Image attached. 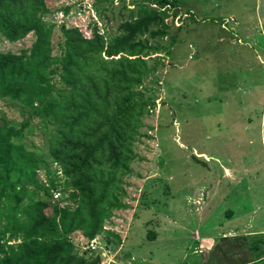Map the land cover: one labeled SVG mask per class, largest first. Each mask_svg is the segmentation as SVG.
<instances>
[{
	"label": "trees",
	"instance_id": "1",
	"mask_svg": "<svg viewBox=\"0 0 264 264\" xmlns=\"http://www.w3.org/2000/svg\"><path fill=\"white\" fill-rule=\"evenodd\" d=\"M49 1L0 0V36L9 43L33 37L18 53H0V102L17 106L21 118L0 117V264H100L99 255L72 252L67 237L120 242L104 226L128 209L123 179L155 107L145 82L161 65L151 56L159 54L155 39L169 34L175 0H116L125 17L115 33L92 23L85 36L61 23L56 38ZM114 2L93 0L92 8L104 16ZM35 128L41 149L24 140ZM59 190L69 192L72 209L51 199Z\"/></svg>",
	"mask_w": 264,
	"mask_h": 264
},
{
	"label": "rangeland",
	"instance_id": "2",
	"mask_svg": "<svg viewBox=\"0 0 264 264\" xmlns=\"http://www.w3.org/2000/svg\"><path fill=\"white\" fill-rule=\"evenodd\" d=\"M113 1L115 8L99 17L93 0H51L46 19L56 26L55 38L61 23L85 36L92 23L100 33L113 34L125 17ZM174 5L165 20L169 34L155 39L159 54L151 56L161 65L145 82L150 89L146 97L155 107L142 120L143 137L135 143L131 173L123 179L128 209L115 212L104 226L120 242L113 245V237L107 242L103 236L87 240L80 232L67 237L72 252L99 255L100 264H210L206 251L220 242L224 228L219 226L224 227L233 210L230 202L241 198L237 205L246 211L252 205V193L232 190L223 176L231 173L225 169L230 164L238 169L245 163H264L263 127L259 129L264 115V28H258L264 0H175ZM32 39L28 35L9 43L0 36V53H18ZM0 117L21 119L17 106L2 102ZM24 140L43 148L37 128ZM37 180L44 183L42 172ZM60 190L50 193L51 199L59 208L72 209L69 192ZM50 213V208L44 210L46 216ZM215 227L221 229L218 236Z\"/></svg>",
	"mask_w": 264,
	"mask_h": 264
},
{
	"label": "crops",
	"instance_id": "3",
	"mask_svg": "<svg viewBox=\"0 0 264 264\" xmlns=\"http://www.w3.org/2000/svg\"><path fill=\"white\" fill-rule=\"evenodd\" d=\"M195 7L199 10V6ZM195 7H191V9ZM185 14L187 15V13ZM234 17V15H231L229 19L230 21L233 20L234 24L236 23L237 26L238 20L235 22ZM262 23L264 25V17L262 20H258V28H261V30L264 28ZM233 26L235 27V25ZM257 32H259V29ZM246 38L247 40H252L251 37L249 38L247 36ZM262 113H264V108ZM259 123V129L263 127L262 132L264 136L263 114L260 116ZM250 126L255 130L251 123ZM245 164L246 165L238 169L235 168L233 164H230V167L227 166L225 169L229 170L231 173H229L228 176L225 174L223 179L232 187H235L232 190L237 189L242 192H251L253 196L252 205L246 211L244 205H237V202H243L240 201L241 198L237 200L232 199L233 202H230V204L233 210H230V215L228 216V220L224 223V227H221L222 225L219 226L222 229L224 228L218 239L220 242L218 243L216 240L212 243L213 240L209 242L210 239H208V243H212L210 251H206L209 256L210 264H225L226 262L230 264H264V193H256L264 187V184L261 185V178L264 177V163L262 166L261 163H259V167L253 165L252 162ZM227 170H225V173H227ZM223 198L227 200L228 195H224ZM219 227H215L216 236L219 235L221 230ZM214 250H217L218 252L216 253L219 254H214Z\"/></svg>",
	"mask_w": 264,
	"mask_h": 264
},
{
	"label": "bare ground",
	"instance_id": "4",
	"mask_svg": "<svg viewBox=\"0 0 264 264\" xmlns=\"http://www.w3.org/2000/svg\"><path fill=\"white\" fill-rule=\"evenodd\" d=\"M264 39V38H263ZM218 141V140H217ZM195 151V150H194Z\"/></svg>",
	"mask_w": 264,
	"mask_h": 264
}]
</instances>
